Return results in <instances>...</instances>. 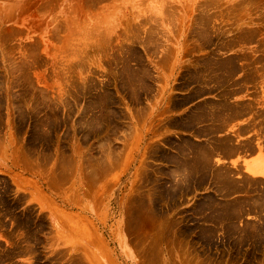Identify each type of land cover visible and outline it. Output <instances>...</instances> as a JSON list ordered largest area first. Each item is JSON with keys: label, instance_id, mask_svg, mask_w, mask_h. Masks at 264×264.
<instances>
[{"label": "rangeland", "instance_id": "obj_1", "mask_svg": "<svg viewBox=\"0 0 264 264\" xmlns=\"http://www.w3.org/2000/svg\"><path fill=\"white\" fill-rule=\"evenodd\" d=\"M261 161L264 0H0V264H264Z\"/></svg>", "mask_w": 264, "mask_h": 264}, {"label": "crops", "instance_id": "obj_2", "mask_svg": "<svg viewBox=\"0 0 264 264\" xmlns=\"http://www.w3.org/2000/svg\"><path fill=\"white\" fill-rule=\"evenodd\" d=\"M247 159H250L249 157ZM264 162L261 161V163H257L256 165H252L255 169H262L264 167Z\"/></svg>", "mask_w": 264, "mask_h": 264}]
</instances>
